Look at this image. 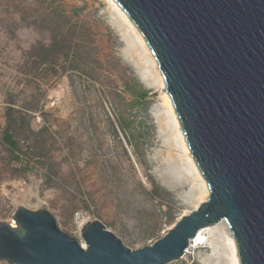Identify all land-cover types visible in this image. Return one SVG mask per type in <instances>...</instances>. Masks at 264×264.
I'll return each mask as SVG.
<instances>
[{"label": "rangeland", "instance_id": "374dc122", "mask_svg": "<svg viewBox=\"0 0 264 264\" xmlns=\"http://www.w3.org/2000/svg\"><path fill=\"white\" fill-rule=\"evenodd\" d=\"M112 1L0 0V220L12 223L19 207L47 211L82 246L81 227L98 220L136 250L196 210L203 187ZM141 90L146 104L134 103ZM9 107L30 117L16 119V162L2 140ZM205 229L169 264H210L219 246L220 264H232L218 224Z\"/></svg>", "mask_w": 264, "mask_h": 264}, {"label": "water", "instance_id": "95a60500", "mask_svg": "<svg viewBox=\"0 0 264 264\" xmlns=\"http://www.w3.org/2000/svg\"><path fill=\"white\" fill-rule=\"evenodd\" d=\"M148 44L209 196L151 245L131 250L98 220L82 246L47 211L0 220L8 264H169L227 223L240 264H264V0H113Z\"/></svg>", "mask_w": 264, "mask_h": 264}, {"label": "bare ground", "instance_id": "6f19581e", "mask_svg": "<svg viewBox=\"0 0 264 264\" xmlns=\"http://www.w3.org/2000/svg\"><path fill=\"white\" fill-rule=\"evenodd\" d=\"M112 5L121 13L122 15V19L123 21L128 25V27L130 28V30L132 31L133 35L135 36L136 40H138V42L140 43L143 51L145 52L147 58L150 60L153 68L156 71L158 80H159V86L162 88V92H161V99L163 102V105L165 106V108L168 110V112L171 114L173 122H174V126L177 130L178 136L180 138L181 141V149H182V156L186 158V160L189 163V166L193 169L194 173H195V177L198 178V180L200 181V183L202 184L203 190H202V194L199 198L200 203L199 204H194V208H198V206L200 204H202L203 202H205L206 198L209 195V189L207 187V183L206 180L204 179V177L202 176L199 168L197 167L194 159L191 156V150L187 145V141L185 139V135L184 132L182 130L181 124L178 120L177 114L175 112V109L173 107L172 101L170 99V96L168 95L167 92L164 91L165 89V82H164V78L161 74V72L159 71L158 68V64L155 60V57L153 55V53L151 52L148 44L146 43L145 39L143 38V36L141 35V33L139 32V30L136 28V26L131 22V20L128 18V16L126 15V13L118 6V4H116V2L112 1ZM218 227L221 228V231L224 232L225 237H227L228 241H229V245H230V251H231V257H232V264H240V257L238 254V249H237V244L236 241L227 225L226 222L222 221L220 223H218ZM207 229H202L198 232L196 238L190 242V247L192 246V244L196 241H198V239H201V234L203 232H206ZM84 246V245H83ZM211 250L213 251L214 255L211 258V263L210 264H220L223 262V254L226 252L225 249L223 248V246H219V247H211ZM188 253V251H186V254Z\"/></svg>", "mask_w": 264, "mask_h": 264}, {"label": "trees", "instance_id": "16d2710c", "mask_svg": "<svg viewBox=\"0 0 264 264\" xmlns=\"http://www.w3.org/2000/svg\"><path fill=\"white\" fill-rule=\"evenodd\" d=\"M147 93L145 91H140V93L138 94V97L136 98V100L134 101V103H139V104H146V102H144L143 100L146 98ZM21 117L22 119H26V117L28 116L27 114H23L21 111H16L14 108L9 107L8 109V117H7V124L6 127L4 129L3 132V137L2 140L4 141L8 152L11 155V161H20V155L24 152L21 151V147H20V142L22 141L20 139V135H21V130L19 128V126L17 125L16 119L18 117ZM28 118H30L28 116ZM118 127L123 130V132H126V128L122 125V123L120 122V124L118 125ZM26 166V165H25ZM27 167V166H26ZM16 172H21L22 170L20 168H15Z\"/></svg>", "mask_w": 264, "mask_h": 264}]
</instances>
